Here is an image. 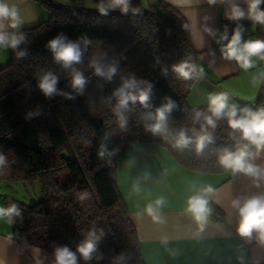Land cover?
I'll use <instances>...</instances> for the list:
<instances>
[{
  "label": "trees",
  "instance_id": "16d2710c",
  "mask_svg": "<svg viewBox=\"0 0 264 264\" xmlns=\"http://www.w3.org/2000/svg\"><path fill=\"white\" fill-rule=\"evenodd\" d=\"M40 3L48 11L47 19L20 29L29 41L21 45L28 56L18 60L8 49V61L0 67V153L9 162V167L0 173V181L38 180L42 195L39 201L30 203L3 195V206L15 202L22 210V216L10 225L30 245L50 253L55 245H66L75 251L83 233L95 226L105 235L87 264H112V257L120 252L126 255L125 264H145L137 226L117 186L116 159L130 144L154 142L167 149L184 168L222 173L226 170L219 165L218 156L224 149L236 148L229 137L231 129L226 120L218 121L214 142L200 153L194 144L182 150L173 147L174 137L181 129L188 136L193 135V128L199 129L192 122L194 110L206 111L208 103L188 106L186 99L198 76L183 80L172 71L173 65L187 57L198 64V52L187 21L165 0H157L146 8L140 0H132L139 12L127 15L118 10L108 15L94 9L85 12L82 7L58 0ZM59 33L72 40L87 35L91 40L106 41L111 52L101 62L118 60L119 74L108 82L88 67L83 71L88 84L84 94L77 96L70 86V70L56 64L46 47L47 41ZM254 34L256 39H264V25L255 24ZM43 71L55 73L59 77L58 88L76 98L57 95L46 99L37 88V77ZM130 74L151 82L154 94L151 108H144L139 102L130 105L127 130L122 131L112 112L116 103L112 93L120 86V77ZM165 97L173 99L177 107L169 116L166 136L153 135L145 130V124L152 121H146L143 115L155 111ZM38 106L41 115L25 119V114ZM245 106L264 107V80L253 100L238 105ZM101 144L107 148L103 159L98 156ZM85 192L87 199L82 201L80 196ZM210 206L220 216L221 210L211 201ZM36 216L42 220L36 222ZM79 264L85 262L81 259Z\"/></svg>",
  "mask_w": 264,
  "mask_h": 264
},
{
  "label": "crops",
  "instance_id": "0c3cea01",
  "mask_svg": "<svg viewBox=\"0 0 264 264\" xmlns=\"http://www.w3.org/2000/svg\"><path fill=\"white\" fill-rule=\"evenodd\" d=\"M40 1L10 0L24 20L20 29L36 26L47 19L48 11ZM165 1L187 21L193 47L198 52V65L205 70L204 78L197 77L191 87L186 99L188 106L206 104L209 95L219 91L230 93L229 104L253 100L264 80V63L253 57L255 66L244 72L235 61L221 55V45L216 41L223 33L221 22L228 20L224 16L227 6L210 5L207 0H191L190 4L182 5L177 0ZM241 6L246 9L243 0ZM230 22V35L240 24L244 27V40L256 39V23L248 19ZM209 28L214 34H209ZM253 77H259L260 83L253 84ZM251 151L256 150L252 148ZM252 162L264 168V150ZM116 166L117 186L137 226L145 264H264V240L255 230L251 237L239 235V214L231 206L237 197L264 194V180L254 182L252 177L231 171L202 173L184 168L167 149L154 142L130 144L116 159ZM137 182L138 193L133 191ZM193 184L197 189L212 185L216 191L210 201L222 212L220 216L213 212L202 231L185 212L187 198L193 194ZM158 197H164L165 204L160 209L159 220H155L143 209ZM45 256L44 264H51L52 253L30 245L11 225L0 226V264H37Z\"/></svg>",
  "mask_w": 264,
  "mask_h": 264
},
{
  "label": "clouds",
  "instance_id": "9594fccd",
  "mask_svg": "<svg viewBox=\"0 0 264 264\" xmlns=\"http://www.w3.org/2000/svg\"><path fill=\"white\" fill-rule=\"evenodd\" d=\"M179 4H190L191 0H177ZM210 5H226L224 16L230 21H240L248 19L256 24L264 25V0H243L246 9L241 6V0H207ZM118 10L121 14L127 15L129 12L137 13L138 8L132 6V0H100L97 11L101 15H108L111 11ZM18 7L10 0H0V51L11 49L18 60L28 56L26 48L21 45L29 43L25 33L19 29L23 25ZM12 29L14 31H10ZM209 34H214L212 29H207ZM244 27L237 24L232 30L229 38L227 27L219 35L217 43L221 45L220 52L224 59L235 61L239 69L248 72L255 66L253 57L264 60V39H243ZM227 41V43H223ZM91 44V39L87 35H82L76 40L70 39L66 34L59 33L47 41L46 47L51 53L53 61L63 69L70 70V86L73 92L79 96L84 94L88 84V79L84 73L75 66L84 63V55ZM123 58V57H121ZM89 67L94 74L105 81L111 82L119 74V61L112 60L110 63H102L100 59L92 58ZM166 73L167 69H163ZM172 71L178 78L183 80L192 79L198 76L203 79L205 70L202 66L192 62L191 57L181 60L172 66ZM120 86L112 93L116 103L112 107V112L116 117L119 128L127 130L128 116L131 111L130 105L137 102L144 108H151L150 98L152 97L154 85L147 80L137 79L135 74L121 76ZM253 84L260 83L259 77H253ZM59 77L52 71H43L37 77V88L46 99H52L57 95L66 99H75L71 93H65L58 88ZM230 93L219 91L212 93L208 97V107L206 111L194 110L192 117L193 124H198L199 129L193 128L192 136H188L181 129L174 137L173 147L185 149L190 144L195 145L197 153L203 151L207 144L214 142V135L218 121L226 120L230 139L235 143L236 150L224 149L218 156L219 165L226 171L232 173H242L252 177L254 182L264 180V168L259 167L252 161L264 150V107L252 109L250 107L239 108L236 104H229ZM176 102L170 97H165L164 102L155 111H148L143 115L146 121L145 130L153 135L166 136L168 132L169 116L176 109ZM41 115L39 106L35 111L25 114V119L30 120ZM255 148V152L251 151ZM107 152L106 145L101 144L98 156L103 159ZM9 167L7 157L0 153V173ZM259 187V183H256ZM193 194L187 198L185 212L189 214L198 228L202 231L213 214L210 206V197L215 193L212 185H203L197 189L193 184ZM133 191L139 192V182L133 185ZM87 193H83L80 199H87ZM165 204L164 197H158L154 201L147 203L143 212L155 220H159L160 209ZM231 206L238 211L239 224L237 231L242 237H251L255 230L260 234V239L264 240V194H256L250 197H237L232 200ZM22 216L19 204L10 202L7 206L0 205V220L9 224L15 222L17 217ZM105 235L102 229L95 226L83 233V239L77 245L75 251L66 245H55L52 253L51 264H79L82 259L85 264L93 259L98 249V242ZM166 242V241H165ZM47 260L45 256L38 260L37 264H44ZM126 255L120 252L112 257V264H125Z\"/></svg>",
  "mask_w": 264,
  "mask_h": 264
},
{
  "label": "rangeland",
  "instance_id": "374dc122",
  "mask_svg": "<svg viewBox=\"0 0 264 264\" xmlns=\"http://www.w3.org/2000/svg\"><path fill=\"white\" fill-rule=\"evenodd\" d=\"M60 3L69 6H79L84 8L85 12L88 9L97 10L98 4L92 0H58ZM157 0H140L143 7L155 3ZM111 52V47L106 41L91 40V44L88 46V51L84 56V63L77 65V69L84 71L89 67V61L92 58L103 60ZM8 61V50L0 51V67L4 66ZM3 195H10L25 203H30L32 200L37 202L41 199L40 184L38 180H1L0 181V205L3 206ZM42 220L41 216H36L35 221ZM0 226L10 227V224L4 220H0Z\"/></svg>",
  "mask_w": 264,
  "mask_h": 264
},
{
  "label": "built area",
  "instance_id": "2783aa9c",
  "mask_svg": "<svg viewBox=\"0 0 264 264\" xmlns=\"http://www.w3.org/2000/svg\"><path fill=\"white\" fill-rule=\"evenodd\" d=\"M225 27H227V30H229V28L231 27V22L228 21V20H223V21L221 22V25H220V29H221L222 32L225 31ZM228 34H229V38H230L231 35H230L229 32H228Z\"/></svg>",
  "mask_w": 264,
  "mask_h": 264
}]
</instances>
